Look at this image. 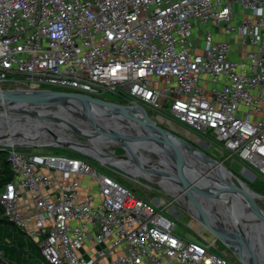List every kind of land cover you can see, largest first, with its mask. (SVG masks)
Returning <instances> with one entry per match:
<instances>
[{
  "label": "built area",
  "instance_id": "obj_1",
  "mask_svg": "<svg viewBox=\"0 0 264 264\" xmlns=\"http://www.w3.org/2000/svg\"><path fill=\"white\" fill-rule=\"evenodd\" d=\"M49 90L117 94L264 182V0H0V92ZM2 152L0 224L42 264H232L176 234L173 202L160 210L88 159Z\"/></svg>",
  "mask_w": 264,
  "mask_h": 264
},
{
  "label": "bare ground",
  "instance_id": "obj_2",
  "mask_svg": "<svg viewBox=\"0 0 264 264\" xmlns=\"http://www.w3.org/2000/svg\"><path fill=\"white\" fill-rule=\"evenodd\" d=\"M30 98L47 103L54 102L53 104L58 105L59 107H57L58 109H54L51 107L41 108L36 107L34 105H26L19 107L18 116H23L22 118L25 119H17V122L19 123V125H28L25 129V132L23 131V133L21 132L23 129L20 131H16L15 128H12L10 120L7 116L10 115L8 114L6 107L8 106V104H0V118L3 119V121L2 119L0 120V136H2L4 139L6 138V140L11 142H28L32 144H63L75 150L78 149L80 151H85L89 154H92L94 157L101 160L104 164H113L129 171L135 169L143 173L152 172L156 175L158 179L162 181H169L172 189L179 196L184 198V186L177 178L176 173L173 170L174 164L170 163V160H172L174 157V150L170 145L152 139L151 134L144 130L143 126L145 125L140 116L143 111L140 107H133L131 119L127 118L119 112H115L112 108H110V106L100 105L95 102H81L76 100L70 103L56 101L54 98L51 97L37 98L36 96H30ZM65 108L73 109V111L64 110ZM29 113H31L32 115H28ZM19 114L22 116H20ZM99 119H108L117 123V125L120 127L119 129H108L107 132L116 134L119 137V140L110 137L98 136L97 139H93L89 142L74 141L58 130L60 126H85L87 125V123L94 122ZM29 120L31 122H34L31 123ZM27 121L29 122L27 123ZM42 123L48 126L42 127L44 130L49 129V131L54 134L47 132L46 134H41L36 139L28 140V136H30L28 135L29 131L31 130L30 133L33 136L38 135L36 132H34V127ZM23 136H27V139ZM135 140H138L144 147L142 148L138 146ZM60 141H63V143H58ZM70 144H72V146ZM114 145L124 146L129 152L135 154L142 153L143 150H145V152L149 154L150 157L149 163H129L126 160L118 159L107 154V152L105 151V147H111ZM178 150L183 154L187 162H189L190 165L196 169L197 172L202 171L205 173L207 172V174L210 173V179L220 184V179L217 175V170H213V167H210L207 163L194 159L186 147L178 145ZM151 154L155 155L157 159L151 157ZM213 173L215 174V178L212 175ZM223 174L226 175L224 170ZM237 179L242 182L244 186L245 183L241 179ZM226 180L231 183L234 189H237V187L233 183L232 178H230L229 175H226ZM244 190L251 193V195L255 198L261 197L260 194L249 189L246 185ZM199 192L202 194H208L213 197L210 199L204 196L201 197L200 200L207 213L218 217L221 221V223H219V221L215 222L214 220H212L214 225L225 234L226 228L228 230L229 235H232L233 231H235L233 237L236 241H239L241 244H245L248 247H252L250 238L254 235L253 233L255 232L254 229L256 228L255 226L257 222L249 219V210L245 209V217L243 219H239L237 223H235L232 214V206L235 203L234 197H229L228 195L220 194V191H218L215 186L203 183H200L199 185ZM215 207L217 208V210H215ZM258 240L261 243L260 246H263L262 248H264V239ZM253 247L254 250L257 252L260 250L259 246L257 245H253ZM249 258L250 260H252L251 257Z\"/></svg>",
  "mask_w": 264,
  "mask_h": 264
},
{
  "label": "rangeland",
  "instance_id": "obj_3",
  "mask_svg": "<svg viewBox=\"0 0 264 264\" xmlns=\"http://www.w3.org/2000/svg\"><path fill=\"white\" fill-rule=\"evenodd\" d=\"M106 99L112 100L114 103L122 104L125 103V100L119 97L117 94L108 93L105 96ZM150 117L154 115V112H149L148 114ZM30 121V120H29ZM27 121V122H29ZM31 122V121H30ZM32 121L31 123H33ZM94 124L100 126L104 130L108 129H119L120 127L117 125L116 122L108 119L104 120H97L94 122H89L85 126H60L58 130L61 133L67 135L71 140L74 141H83L89 142L93 139L98 138V134L94 128ZM42 127H48L46 124L42 123ZM181 135L184 136V132L182 130ZM190 141V140H189ZM136 144L140 147H144L138 140H135ZM192 142V141H190ZM58 143H63L60 141ZM66 143V142H65ZM197 147L203 149L212 157H214L218 161H224V165L231 170L236 177L241 179L245 184L242 186L240 181L236 177H232L233 183L238 189H244L245 185L253 190L254 192L260 194L261 197L255 198L253 197L252 200L263 212H264V182L261 181L260 178L253 182L249 180L243 173V164L235 161L231 164L230 161L223 158L217 152L213 150H209L206 146H201L195 142H192ZM72 146V144H70ZM75 147V146H74ZM76 148V147H75ZM29 151H39V152H49V153H56L60 155H69L75 157H82L88 159L91 165L96 168L99 172H104L122 184L127 186L130 189H134L136 194L143 197V198H150L154 202L158 203L160 206L159 209L161 210L165 204H169L173 202L171 208L176 210V212H180L179 217L174 215H170L168 213V209H164L163 213L166 215H170L176 222V234L180 235L181 237L195 241L197 243L204 244L206 242H214L216 241L218 251L223 253L227 259L232 264H245L238 256L231 251L223 242L218 240L211 232H209L205 226L201 224L198 220V210L195 204L192 202L190 197L187 194H184V198L179 196L171 187L169 181L160 180L156 177V175L152 172H139L135 169L132 171L123 169L116 165L111 164H104L97 159L87 156L86 154L77 151L69 146L60 145V146H44V147H37L35 149H27ZM105 151L107 154L116 157L118 159L126 160L129 163H140V164H147L149 163L150 157L149 154L143 150L142 153L136 154L129 152L127 149H123L118 145L114 146H106ZM148 155V156H147ZM144 158V160L142 159ZM151 157L157 159L155 155L151 154ZM6 159L8 160V154H6ZM2 162L0 160V167ZM215 178V174H212ZM168 206V207H170ZM215 210L217 208L215 207ZM178 215V214H176ZM211 220L215 222L221 223L218 217L214 215L208 214ZM226 234L228 235V230H225ZM201 233V237L199 236ZM203 238V239H202ZM205 240V241H204ZM0 253H4L3 260L0 259V264L4 263V260L7 262L9 261L11 264H42L41 258L38 257V253H40L39 245L34 242L31 236L20 229L13 223H6L3 224L0 228ZM213 252H217L213 250Z\"/></svg>",
  "mask_w": 264,
  "mask_h": 264
},
{
  "label": "water",
  "instance_id": "obj_4",
  "mask_svg": "<svg viewBox=\"0 0 264 264\" xmlns=\"http://www.w3.org/2000/svg\"><path fill=\"white\" fill-rule=\"evenodd\" d=\"M30 96H36L37 98H46V97H51L54 98L56 101H61V102H74V101H81V102H95L100 105H106L110 106L115 112H119L126 116L127 118L132 119V112H133V107H136L135 105L132 106H127L124 104H117V103H112L108 102L105 100L97 99V98H92L90 96L84 95V94H79V93H71V92H65V91H56V90H49V91H38V92H26V91H17V92H0V104H8L7 107V112L10 115L8 116V119L10 120V124L12 128H15L16 131L25 132V129L27 128V124L24 126L23 124H20L17 122V119H25L22 117L18 116V108L21 106H26V105H34L36 107H41V108H54L58 109V105L53 104L54 102H43L40 100L36 99H31ZM139 107V106H138ZM141 108V107H140ZM142 109V114L140 115L142 118V121L145 126H143L144 130L151 134L152 139L162 142L165 144L170 145L173 150H174V157L172 160H170L171 164H174L173 170L176 173L177 178L180 180V182L184 186V194H187L192 202L195 204L199 216L198 220L203 224V226L206 227V229L211 232L218 240L223 242L231 251H233L238 258H240L245 264H264V248L263 246H260L261 243L259 242L258 239H264V212L256 206V204L253 202L252 198L253 196L251 193L244 189H234L231 185L226 180V175H229L230 178H234L235 175L234 173L229 170L222 161L216 160L214 157H212L210 154H208L206 151L203 149L197 147L194 145L192 142L189 140L182 138L171 131L163 128L162 126L158 125L148 114L147 112ZM64 110L67 111H73V109L70 108H65ZM1 115V114H0ZM28 115H32L29 113ZM2 118H0L1 120ZM3 121V119H2ZM25 121V120H24ZM28 123V122H27ZM42 124H38L34 127V132H36L38 135L33 136L31 135L30 131L28 136V140H33L38 138L41 134H46L47 132L54 134L49 131V129L44 130L42 128ZM94 128L97 132V134L100 137H110L119 140V137L114 134L107 132L100 126L94 124ZM23 132V133H24ZM27 139V136H23ZM60 146L63 144H47V143H25V142H17V141H8L6 138L4 139L2 136H0V146L4 147H20L24 149H35L37 147H44V146ZM178 145L186 147L192 157L198 161L207 163L210 167H213V170H217V175L220 179V184L217 182H214L213 180L210 179V173L207 174V172H202V171H196L194 167L190 165L189 162H187L186 158L183 156V154L178 150ZM123 149L126 150L124 146H119ZM6 151V150H5ZM80 151V150H77ZM84 154H86L89 157H92L94 159H97L94 157L92 154H89L85 151H80ZM136 155V154H135ZM144 160V158L142 157ZM99 160V159H97ZM102 162L101 160H99ZM145 161V160H144ZM103 163V162H102ZM223 170L226 173V175L223 174ZM197 172V173H196ZM200 183L203 184H209L212 186H215L218 191H220V194L228 195L229 197H234L235 203L233 204V220L235 223L239 219H243L245 217L244 215V210L248 209L249 210V219L252 221H256V228L254 229L255 232L253 233L254 237L252 236L250 238L251 245H257L259 246V251H255L254 247H248L245 244H241L239 241H236L233 237V234H235V231H233L232 235H226L225 233L221 232L212 222L210 217L208 216V213L206 209L204 208L200 198L206 196V198H213L212 196L208 194H202L199 192V185ZM241 185L243 186V183L240 182ZM10 223V222H8ZM232 229V228H231ZM253 230V231H254ZM257 239V240H256ZM258 242V243H255ZM254 243V244H253ZM252 260H250V258Z\"/></svg>",
  "mask_w": 264,
  "mask_h": 264
},
{
  "label": "trees",
  "instance_id": "obj_5",
  "mask_svg": "<svg viewBox=\"0 0 264 264\" xmlns=\"http://www.w3.org/2000/svg\"><path fill=\"white\" fill-rule=\"evenodd\" d=\"M0 160L2 162V165H1V174H0V187L3 186L4 184L12 181V174L10 172V167H9V163L6 159V154L5 153H1L0 154ZM2 223L0 224V228L3 224H6L9 222V220L7 219H2L1 220ZM0 248H1V245H0ZM41 256V253H38V257L40 258Z\"/></svg>",
  "mask_w": 264,
  "mask_h": 264
},
{
  "label": "crops",
  "instance_id": "obj_6",
  "mask_svg": "<svg viewBox=\"0 0 264 264\" xmlns=\"http://www.w3.org/2000/svg\"><path fill=\"white\" fill-rule=\"evenodd\" d=\"M40 258H41V256H40ZM42 260V259H41Z\"/></svg>",
  "mask_w": 264,
  "mask_h": 264
}]
</instances>
